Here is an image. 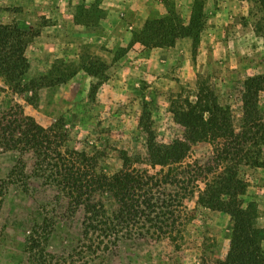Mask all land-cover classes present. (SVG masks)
Returning <instances> with one entry per match:
<instances>
[{
    "label": "rangeland",
    "instance_id": "1",
    "mask_svg": "<svg viewBox=\"0 0 264 264\" xmlns=\"http://www.w3.org/2000/svg\"><path fill=\"white\" fill-rule=\"evenodd\" d=\"M0 24L28 34L30 64L17 88L0 74V264H215L232 225L202 204L229 167L264 228V141L236 148L258 167L223 161L229 139L209 137L161 167L138 123L146 103L156 143L182 139L169 100H194L200 79L241 132L243 83L264 73V0H0ZM256 101L264 133V92ZM30 120L43 148L16 132ZM122 170L141 187L119 221L98 186Z\"/></svg>",
    "mask_w": 264,
    "mask_h": 264
},
{
    "label": "trees",
    "instance_id": "2",
    "mask_svg": "<svg viewBox=\"0 0 264 264\" xmlns=\"http://www.w3.org/2000/svg\"><path fill=\"white\" fill-rule=\"evenodd\" d=\"M184 29L188 28H180V31ZM186 36L192 37L191 32ZM192 38L196 41L197 37ZM28 44V34L25 31L15 25L0 24V74L16 82L15 88L21 86L22 78L30 66L25 56ZM85 70L88 74L92 73L86 67ZM196 87L194 100L189 96L183 98L181 93L170 97L169 112L174 122L184 129V134L182 139H175L169 144L156 143L150 110L146 103L142 105L138 123L146 135L149 159L161 167L180 164L195 142L209 137L212 140L229 139L221 147L223 161L232 162L234 166L242 161L256 167L260 166L261 162L257 157L251 160L252 158L244 156L242 150L239 152L236 148L239 146L244 148L247 145L257 146L259 142L264 141V133L255 132L260 121L256 97L259 92H264V73L247 78L243 83V126L239 133L234 129L230 112L219 105L208 83L199 79ZM96 89L97 86H94L93 92ZM211 126L218 132L210 134L208 128ZM15 127L18 135H23L24 142L35 148L39 146L43 148L41 144L43 141L46 142L45 139L49 136L47 131L31 120L28 124H16ZM223 130L227 131L228 138L220 134ZM240 139L242 145L239 144ZM127 159L126 156L122 158L123 162ZM122 172L112 176L111 179L102 178L101 185L98 186L99 190L112 193L113 199L117 200L118 211L115 212V218L119 221L136 216L135 210L138 206L137 204L134 206L129 199H132L136 190L141 187L139 181L130 173L123 170ZM211 189L212 192L205 193L202 205L211 211L226 214L232 225L226 255L223 260H218L215 264H264V228L257 224L252 206H243L242 197L246 194L247 184L238 177L236 167H229L221 182Z\"/></svg>",
    "mask_w": 264,
    "mask_h": 264
}]
</instances>
